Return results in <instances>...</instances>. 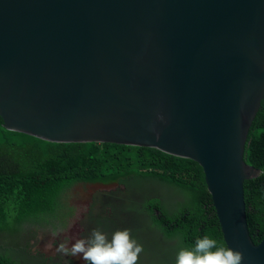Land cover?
Wrapping results in <instances>:
<instances>
[{"label":"water","instance_id":"obj_1","mask_svg":"<svg viewBox=\"0 0 264 264\" xmlns=\"http://www.w3.org/2000/svg\"><path fill=\"white\" fill-rule=\"evenodd\" d=\"M263 100L264 0H0L4 126L197 161L242 264H264L245 197Z\"/></svg>","mask_w":264,"mask_h":264},{"label":"trees","instance_id":"obj_2","mask_svg":"<svg viewBox=\"0 0 264 264\" xmlns=\"http://www.w3.org/2000/svg\"><path fill=\"white\" fill-rule=\"evenodd\" d=\"M245 160L261 171L245 181L249 229L258 244L264 237V100L250 129ZM133 177L156 179L188 194L175 210L157 197L142 202L165 239L179 238L183 248H191L198 237L209 235L227 246L204 169L197 161L152 147L51 142L7 129L0 115V215L9 213L25 222L31 215L52 211L60 193L71 184L119 183L127 188ZM0 264L17 263L0 252ZM169 264H175V257Z\"/></svg>","mask_w":264,"mask_h":264},{"label":"rangeland","instance_id":"obj_3","mask_svg":"<svg viewBox=\"0 0 264 264\" xmlns=\"http://www.w3.org/2000/svg\"><path fill=\"white\" fill-rule=\"evenodd\" d=\"M125 185L127 188L119 183L77 182L60 193L50 212L31 215L25 222L9 213L0 215V219L6 217L0 222V252L16 259L17 264H45V259L85 264L80 257L58 253L59 244L66 242L70 247L93 229L109 237L117 230L129 229L143 245L138 264H169L183 246L179 238L165 239L141 204L146 198L157 197L175 210L188 194L151 178L133 177ZM53 231L59 234L54 237Z\"/></svg>","mask_w":264,"mask_h":264},{"label":"clouds","instance_id":"obj_4","mask_svg":"<svg viewBox=\"0 0 264 264\" xmlns=\"http://www.w3.org/2000/svg\"><path fill=\"white\" fill-rule=\"evenodd\" d=\"M58 234L52 233L54 237ZM143 250L129 229L117 230L111 237L93 229L88 237L75 239L70 247L61 242L56 249L64 256L80 257L85 264H138ZM243 259L242 252L204 235L195 240L193 247L180 249L175 264H242Z\"/></svg>","mask_w":264,"mask_h":264}]
</instances>
